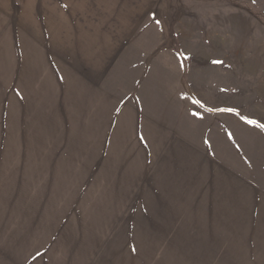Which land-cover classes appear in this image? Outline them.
Wrapping results in <instances>:
<instances>
[{
  "label": "rangeland",
  "instance_id": "374dc122",
  "mask_svg": "<svg viewBox=\"0 0 264 264\" xmlns=\"http://www.w3.org/2000/svg\"><path fill=\"white\" fill-rule=\"evenodd\" d=\"M246 120L264 0H0V264H264Z\"/></svg>",
  "mask_w": 264,
  "mask_h": 264
},
{
  "label": "snow or ice",
  "instance_id": "6c2138e0",
  "mask_svg": "<svg viewBox=\"0 0 264 264\" xmlns=\"http://www.w3.org/2000/svg\"><path fill=\"white\" fill-rule=\"evenodd\" d=\"M214 62H215V63H222V61H214ZM196 103L199 104V101H196ZM224 111H229V112H231V111H233V109H224ZM242 119H244V118L242 117ZM246 122H247L248 124L257 125V122H256V121H253V120H246ZM257 126L260 127L261 130H264V125H257Z\"/></svg>",
  "mask_w": 264,
  "mask_h": 264
}]
</instances>
